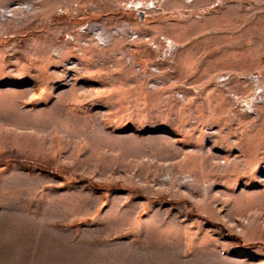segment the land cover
Instances as JSON below:
<instances>
[{"label":"rangeland","instance_id":"1","mask_svg":"<svg viewBox=\"0 0 264 264\" xmlns=\"http://www.w3.org/2000/svg\"><path fill=\"white\" fill-rule=\"evenodd\" d=\"M263 163L264 0H0V264H264Z\"/></svg>","mask_w":264,"mask_h":264},{"label":"bare ground","instance_id":"2","mask_svg":"<svg viewBox=\"0 0 264 264\" xmlns=\"http://www.w3.org/2000/svg\"><path fill=\"white\" fill-rule=\"evenodd\" d=\"M186 1H192V0H186ZM136 7V6H135ZM152 6H150L149 8H151ZM92 29L95 31V33L97 34L96 36H98V38L100 39V40H103V39H106V38H109V37H111V33H106V32H103V29H104V27H102V26H99V25H92ZM125 30V29H124ZM126 31V30H125ZM123 32V31H122ZM125 33V32H124ZM154 33V32H153ZM230 36V34L228 35V37ZM166 38V37H165ZM225 38H227V36L225 37ZM230 38V37H229ZM137 39V38H136ZM181 41L182 40H184L183 39V37H181V38H179ZM231 39V38H230ZM165 41H169V39H166ZM171 41V40H170ZM186 41V40H185ZM177 43V42H176ZM170 44V43H169ZM169 46V45H168ZM168 48V47H167ZM171 49V48H170ZM175 49V48H174ZM166 51V53H167V55H164V60H166L168 57H170L171 55H170V51H169V48L168 49H166L165 50ZM201 53V52H200ZM185 57H186V55H185ZM176 58V57H175ZM111 59V58H110ZM132 63V62H131ZM175 64V63H174ZM176 64H177V62H176ZM180 65L181 64H179L178 65V67H180ZM178 70V69H177ZM192 70V69H191ZM176 71V70H175ZM171 73V72H170ZM178 74V73H177ZM171 75V74H170ZM175 77V76H174ZM176 77H177V75H176ZM179 79V78H178ZM188 80V79H187ZM186 81V80H185ZM184 81V82H185ZM189 81V80H188ZM186 83V82H185ZM223 84V83H222ZM222 86V85H221ZM220 86V87H221ZM183 87V86H182ZM188 95H190V92H189V94ZM187 96V95H186ZM193 96V95H192ZM205 98V97H204ZM195 100H196V98H194ZM203 99V98H202ZM203 100H205V99H203ZM194 101V100H193ZM195 102V101H194ZM196 103V102H195ZM205 104H206V102H205ZM209 104V103H208ZM209 113H211V112H209ZM208 116H210V115H208ZM199 124V123H198ZM195 127V126H194Z\"/></svg>","mask_w":264,"mask_h":264},{"label":"built area","instance_id":"3","mask_svg":"<svg viewBox=\"0 0 264 264\" xmlns=\"http://www.w3.org/2000/svg\"><path fill=\"white\" fill-rule=\"evenodd\" d=\"M234 100H235V99H234ZM248 103H249V101L247 102V101H245V100H241V101L235 100V101H234V106H235V107L238 106L237 109H239L240 112H247L248 114H251V113H253V111H252L251 108H249V106L246 105V104H248ZM249 104H250V103H249ZM244 107H245V110H244ZM263 164H264V163H263ZM262 168H263V167H262Z\"/></svg>","mask_w":264,"mask_h":264},{"label":"trees","instance_id":"4","mask_svg":"<svg viewBox=\"0 0 264 264\" xmlns=\"http://www.w3.org/2000/svg\"><path fill=\"white\" fill-rule=\"evenodd\" d=\"M222 233L224 234V236H226V237L229 238L230 240H232V241L238 243L239 245H244L243 243H241V242L239 241V239H238L237 237H234V236H232V235H229V234L226 233L224 230L222 231ZM245 246H247V245H245ZM248 247H249V246H248Z\"/></svg>","mask_w":264,"mask_h":264},{"label":"water","instance_id":"5","mask_svg":"<svg viewBox=\"0 0 264 264\" xmlns=\"http://www.w3.org/2000/svg\"><path fill=\"white\" fill-rule=\"evenodd\" d=\"M139 14H140V12H139Z\"/></svg>","mask_w":264,"mask_h":264}]
</instances>
